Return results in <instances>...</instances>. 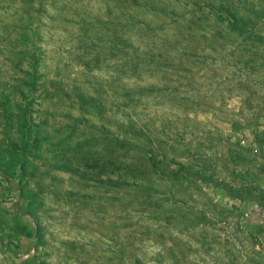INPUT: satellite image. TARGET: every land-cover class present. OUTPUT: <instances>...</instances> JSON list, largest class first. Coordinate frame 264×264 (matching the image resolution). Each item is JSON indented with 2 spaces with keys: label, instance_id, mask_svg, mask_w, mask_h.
I'll return each mask as SVG.
<instances>
[{
  "label": "rangeland",
  "instance_id": "obj_1",
  "mask_svg": "<svg viewBox=\"0 0 264 264\" xmlns=\"http://www.w3.org/2000/svg\"><path fill=\"white\" fill-rule=\"evenodd\" d=\"M0 264H264V0H0Z\"/></svg>",
  "mask_w": 264,
  "mask_h": 264
},
{
  "label": "trees",
  "instance_id": "obj_2",
  "mask_svg": "<svg viewBox=\"0 0 264 264\" xmlns=\"http://www.w3.org/2000/svg\"><path fill=\"white\" fill-rule=\"evenodd\" d=\"M219 10L225 14V15H223V17L221 19L225 21L227 18L228 20H226V21L230 24V26L233 30L246 27V25H245L246 23L244 24V20H242V18L239 16V14H237V13L234 14L230 9L223 7V6H220Z\"/></svg>",
  "mask_w": 264,
  "mask_h": 264
}]
</instances>
